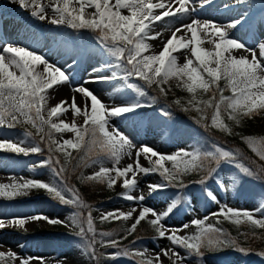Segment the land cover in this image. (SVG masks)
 <instances>
[{
	"label": "rangeland",
	"instance_id": "obj_1",
	"mask_svg": "<svg viewBox=\"0 0 264 264\" xmlns=\"http://www.w3.org/2000/svg\"><path fill=\"white\" fill-rule=\"evenodd\" d=\"M9 1L10 0H0V26L1 23L6 26H12L11 29L9 28V31L17 30L14 31L15 38L17 39L30 37L29 42L31 43L26 41L25 43L31 46L32 50H37L39 54L43 55L50 62L55 59L61 61L63 58L62 60L67 63L65 67L68 72L69 70L73 72L72 70L75 69L74 78L70 80V83H62L48 90V104L43 113L45 119H47V110L56 106L60 101H68L70 105L72 97L78 98L81 96L82 94L80 95V93L74 91V89L79 86L91 90L101 102L109 108L136 102L137 93L128 88L127 83L136 84L137 87L145 91L142 80L136 77L129 78L127 83L122 79L109 82H93L94 78L98 75H111L113 71H118L114 68H105L100 73L92 72L93 67L100 66L106 59H112L107 56V53L101 55L97 39L91 37L90 34H85L84 39L80 34L70 35L68 28H57V26L47 24L46 21H38L31 17L30 10H22L19 8L18 4ZM41 2L47 4L48 0H41ZM249 3L252 5L251 7L247 4L239 3L238 0H214L213 5L207 6L203 10L198 8V10L195 13H191L188 18L181 17L177 20L176 17H171L172 19L166 17L161 21H156L151 25L152 33H161L162 35L158 39L146 41V43L151 46L152 51L145 54L159 53V51L162 50L163 42L170 38L172 33L170 31H174L176 27H179L183 23H190L192 18L209 20L219 24H226L235 19H240L241 24L235 29L229 30L231 33H229V37L239 41L249 49L254 50L257 58L264 60V57L260 56L259 50V44L264 43V24H259V26H257L261 15L264 14V0H249ZM226 5L227 7H225ZM46 11L51 14L50 8L46 9ZM246 11L248 12L247 16L243 15ZM125 14H127L126 10ZM180 34L181 33H178V35ZM36 39L39 43H41V39L44 42L38 44L35 41ZM14 41L16 40L13 39L11 42H8L12 43ZM19 46H24L22 41ZM153 46H155V48H153ZM203 47L210 48L211 45L205 43ZM51 50L57 51L58 56L54 59V55L50 53ZM239 51L240 56H250L251 59L250 52L244 49H240ZM64 52H66V54ZM77 53L83 54L79 66L73 65L72 63ZM175 53H173V55L177 57V63L180 65L185 63L186 55L189 54L188 56H190V52L184 49H180ZM244 53L247 55H243ZM41 68L42 65L37 68V71H41ZM160 87H163L165 92L166 89L177 90L178 94L172 99L176 104L182 107H192L196 110V107L203 108L205 106L203 103L199 105L190 103L192 94H189L183 84L175 78L170 79L167 83L156 86V89L159 91ZM202 92V90H197L196 99L202 101L209 100L202 97ZM151 97L153 96L148 94L146 97H140L139 99L144 103H151ZM89 101L90 100L87 102L90 105ZM177 101H179V103H177ZM81 102L84 101L81 99ZM78 103L76 99L77 106ZM160 105L161 106L143 115L138 114L137 110L133 113H126L123 117H114L110 120V123L119 128L131 141L133 139L132 143L136 146V149H132L131 156L123 155L121 157L117 165L118 167L123 168L128 164H133L135 167L136 151L142 145L150 146L158 153L165 155L174 154L181 149L188 151L199 149L201 152H214V146H218L226 151L233 152L236 156L235 161L229 163L221 160L219 164L212 159L205 161L202 169L188 171L179 175L177 179L172 180L171 182L176 184L175 188L167 186L165 189H157L155 192H152L151 195L149 194V185L167 184L168 181H165L164 178L160 176L159 172L147 174L139 172L136 177L138 181L137 188L131 194L136 197L143 194L145 200L137 202L124 198L125 189L118 195L112 194L115 190V184L110 188L108 187L107 180H105L107 193L105 198L97 196V198L94 197L91 199L92 195H94V188L91 185H89L90 187L88 188H84V186L87 185L85 179L92 176L95 172H98L101 166L112 168L113 161H111V159L98 158L90 164L87 163L80 175L76 176L74 181H71V177L68 174L69 163L73 161V153L80 148L73 149L68 145H64L63 150L56 151L58 145H51L52 151L50 155L53 157L54 161L57 159L60 161V164L55 163L56 166L59 169L63 166L65 169L64 172L61 173V176H56L49 166L41 163L46 160L44 155L39 153L24 155L23 153L0 151V183H12L13 180L22 182L23 180L33 179L55 185L67 201H72L74 198L73 195H77L80 201H82V206L77 203H64L61 202L59 198H53V195L44 189H31L27 196H18L13 200L0 198V219H5L7 221L13 217L43 215L61 221V223L56 224H50L47 220L27 221L23 227L19 225L6 226L0 229V250L4 248L6 252L11 251L19 257L28 259L30 264H41V259L44 264H142L143 260L141 258L134 259L128 255L117 256L116 254L121 251L107 244L108 241L115 240L117 242L116 248L120 247L123 248L122 250H129V253L143 252L148 258L160 254L163 264H167V262L171 261L161 254L162 249L170 247L176 248V251L182 256L186 255L184 249L171 244L166 238L167 235H170L173 230H179L178 235H191L197 231L195 226L191 224V221L200 219L204 220L205 224L213 225L216 228L222 229L224 233L231 235V239L236 242L237 249L244 248L249 250L246 253H257L255 251L253 237L249 235H252V232L259 230V228L250 226L243 217L240 218V223H234V218L226 219L223 215H213V213H219L223 206H227L228 208L237 210L252 211L255 213L254 218L264 219V209H261L259 212L256 211L264 204V183L256 176L257 174L248 176L235 166L238 163L251 169L250 164L241 158L237 150L216 143L208 144L199 141L198 134L194 128L182 124V121L179 119L171 122L169 119L163 118L162 112H168V109L165 105ZM221 107L222 118L225 124L230 128L232 120L227 118L228 110L224 109L223 105ZM82 108H84V106ZM74 120L78 125L83 124V117L74 115V110L70 107L63 115H60L58 118H52V122L60 123V121H64L70 125ZM14 123L15 126L18 127L0 128V141L11 140L16 143L23 142L24 146H33L38 144L40 140L42 143H47V149L49 150V144L52 140L59 142L61 145L64 140H73L74 142L77 140L74 132H57L55 129H53L55 132L54 135L49 137L45 136L44 139H42V135L46 132L43 127L44 124H41L39 120L36 121L35 126L26 122L24 117H19L18 121ZM210 124L214 129L222 131L220 127L213 126L211 120ZM45 127L50 129L49 125H45ZM222 132L229 134L227 131ZM244 141L249 151H251L257 159L264 162V159H261L260 156L253 151L249 143L246 140ZM81 147H83V145ZM152 159H155V157ZM140 163L144 167L150 166L149 161L145 159L143 155L140 157ZM165 166L171 168V162H165ZM209 169H215L211 176L208 175ZM112 175H114V173H112ZM130 177L131 173L129 174V178ZM185 178H188L189 182H185ZM202 178L204 179V183H200ZM66 179L70 183V187L74 193L64 185L63 180ZM100 192H102V190H100L99 193ZM98 202L100 203L98 204ZM171 206H173L172 212L161 221L166 230V236L164 238L135 240L131 233L129 234L128 230H126L127 226L135 223L139 211L142 210L143 207H148L153 209L157 214H162ZM134 208L136 211L133 212L131 218L127 220L123 217L119 218L124 219V222L121 224H111L113 220H117L116 218L110 217L108 220L101 219L102 213H115L117 211L127 213ZM89 215L92 218L93 229L96 234V243L94 247L98 259H94L91 252L86 251V242L91 239L93 235L92 232L88 231ZM154 218L155 217L149 213L145 222L149 223L148 221ZM186 224L189 225V227L185 229L183 226ZM242 225H244V227H242ZM150 226L155 231L154 233L158 234L157 229L152 225ZM81 228L84 229L83 236L78 235ZM100 233H109L110 235L101 236ZM101 240L106 242L103 246L100 243ZM209 251L210 252H207L208 254L202 258L190 257L188 259V264H264V256H260V258L255 261H250L248 258L241 257L237 254H225L228 251V247ZM219 253L224 255H217ZM4 259L6 264H19L18 260L13 261L7 256H5Z\"/></svg>",
	"mask_w": 264,
	"mask_h": 264
},
{
	"label": "snow or ice",
	"instance_id": "obj_2",
	"mask_svg": "<svg viewBox=\"0 0 264 264\" xmlns=\"http://www.w3.org/2000/svg\"><path fill=\"white\" fill-rule=\"evenodd\" d=\"M12 3L19 5L22 10H30L31 17L41 22H47L52 26L66 27L74 31L91 30L98 33L96 39L100 46L101 55L107 53L108 57L99 67H93L92 72L100 73L105 68H114L111 75H98L93 82H109L122 79L127 83L131 77L143 80L150 87L152 84L157 86L167 83L175 78L189 94H192L190 103L199 105L203 103L207 108H213L211 117L213 126H218L222 131L231 132V128L225 124L222 118V105L228 110L227 118L241 123L244 117L252 118L255 115L264 113V60L258 59L256 52L249 49L239 41L229 37V30L235 29L241 24L240 19H235L226 24H219L209 20L192 18L190 23H183L172 31L170 38L163 42L162 50L159 53H150L151 46L147 40L158 39L161 33H152L151 25L153 22L161 21L166 17H188L195 13L198 8L203 10L205 7L213 5L214 0H48L47 4L41 0H11ZM241 4L252 5L249 0H238ZM227 7V5L225 6ZM51 9V14L46 9ZM125 10L127 14H125ZM157 10H160L159 12ZM243 15L247 16L246 11ZM264 24V14L261 15L257 23ZM178 33H181L178 35ZM207 43L210 48L203 45ZM184 49L190 52V56H185V63H177V57L173 55L176 51ZM234 49H244L251 52V59L247 56H235L232 54ZM260 56L264 57V43L259 44ZM83 54L77 53L73 59V65L79 66ZM43 65L42 71L37 68ZM74 78V71L66 73L65 70L51 63L43 55L26 46L14 45L3 40L0 42V128H13L19 117H24L28 123L36 125L39 120L41 124L49 125L57 132H74L77 140H64L63 144L52 140L49 144V151H52V144H57L56 151L63 150L64 145L73 149L80 148L84 143L85 135L92 137V143L99 144L101 152L113 160L112 168L101 166L98 172L87 177L88 180L104 182L107 180L108 187H112L117 180L123 178L122 187L126 190L124 198L127 200L142 202L145 200L143 194L138 197L131 193L137 188V173L159 172L165 181L171 183L188 171L202 169L205 161L215 160L217 164L221 160L233 163L236 156L233 152L226 151L221 147L214 146L215 151L201 152L199 149L188 151L181 149L174 154L165 155L158 153L150 146L142 145L136 151L135 167L128 164L126 167H118L123 155L131 156L132 149L136 146L132 141L121 132L110 120L114 117H123L126 113L136 112L138 109L150 107L151 103H144L140 97H146L147 93L137 87L136 84L127 83V87L137 93L136 102H131L124 106L107 107L89 89L83 86L76 87L75 92L80 93L85 98L83 110L77 106L76 98L73 97L71 104L68 101H60L56 106L47 110V119L43 113L48 104V90L62 83H68ZM158 78V79H157ZM224 87H221V81ZM179 86V85H178ZM226 89L231 91V96H225ZM197 90L205 93H212L211 99L207 101L197 100ZM160 94L166 95L165 89L160 87ZM217 93L219 99L217 100ZM151 97V101H155ZM90 100V107L87 101ZM215 101V103H214ZM179 103V101H177ZM69 107L74 110V115L83 117V124L78 125L75 120L70 125L64 121L60 123L52 122L53 117H59L68 111ZM187 110V109H185ZM196 110L205 117V110L196 107ZM162 115L170 116L167 111ZM42 130V129H40ZM253 151L261 159H264V137H245L244 138ZM0 151L23 153H42L43 149L39 144L24 146L23 142L16 143L11 140L0 141ZM144 156L149 161L151 167H144L140 163V157ZM155 157V159H152ZM165 162H171V168L165 166ZM43 165L52 167L56 176H61L64 167L59 170L52 166V157L41 162ZM56 164H60L57 159ZM244 174L253 176L255 173L250 168L242 164H236ZM215 169H209L208 175L211 176ZM259 172L264 173V168ZM114 173V175H112ZM131 177L129 178V174ZM200 183H204L202 178ZM167 184L149 185L151 195L157 189H165ZM31 189H44L59 198L64 203H77L82 206L77 195L72 201L65 200L61 191L53 184H48L33 179L12 183H0V198L13 200L18 196H27ZM214 199V197H213ZM264 209L261 205L259 212ZM172 207L162 214H157L153 209L143 207L139 215L128 229L129 234L134 231L141 221L145 220L149 213L154 219L148 222L157 229L161 238L166 236V230L161 223L162 219L172 212ZM132 209L127 213L109 212L102 213L101 219L111 218L125 220L132 217ZM213 215H223L226 219H233L234 223H240L241 217L253 228L264 229V219L254 218L255 213L248 210H237L223 206L219 213ZM207 219V218H205ZM47 220L50 224L61 223L58 219H51L43 215H32L27 217H13L10 220L0 219V229L9 225H19L23 227L27 221ZM191 224L197 229L191 235H178L179 230H173L167 239L172 245L184 249L186 255L182 256L176 248L162 249L161 254L167 257L171 264H188V259L192 256L202 258L205 250H217L224 247H236V242L224 233L222 229L213 225L205 224L204 220L195 219ZM184 225L183 228H188ZM88 231L92 232L91 239L87 240L86 251H90L94 259H98L95 252V232L93 229L92 218H88ZM78 235H84V229H80ZM101 236H109V233H100ZM103 246L106 242L101 240ZM112 247L117 246L115 240L108 241ZM241 252H248V249L239 248ZM129 250H121L116 255H128ZM134 255L144 257L142 264H163L161 255L157 254L148 258L145 253L137 252ZM264 256V252L259 253ZM5 256L19 264H30L28 259L17 256L15 253L0 252V264H3ZM41 264H44L41 259Z\"/></svg>",
	"mask_w": 264,
	"mask_h": 264
},
{
	"label": "trees",
	"instance_id": "obj_3",
	"mask_svg": "<svg viewBox=\"0 0 264 264\" xmlns=\"http://www.w3.org/2000/svg\"><path fill=\"white\" fill-rule=\"evenodd\" d=\"M94 34L97 35V33ZM168 93L170 96H175L177 94L176 90L170 91ZM204 96L211 97L212 93H205ZM164 99L167 100V103L169 102L168 105L173 114L177 115L178 118H181L186 122H191V124L195 125L198 129H201L203 123L207 124V120L210 119L211 110H209L210 108H207L206 106L203 107L205 110V117H202V114L200 112L198 113V111L192 107H182L181 105L176 104L172 100V98L169 99L167 97H164ZM230 128L231 132L229 134H225L224 132L217 131L207 125V127L202 130L205 135H201V138L205 141L209 138H212L217 140V142H219L223 146L238 150L240 154H242L243 158H245L250 164L252 171L257 174L256 176L260 178L261 182L264 183V173L259 172L260 168H264V163L261 160L257 159L249 151V148L244 141L245 137H264V113L255 115L252 118L244 117L241 119L240 124H230ZM98 154L99 151L94 146H92L90 149H80L73 157V161L69 164L70 166L68 174L71 177V181L75 180L76 175L79 173V171L82 170L85 163L90 159L92 160ZM53 160L54 159L52 157V165L58 170V168L54 165ZM65 182L68 186H70V183L67 181V179L65 180ZM186 182H189V180L187 179ZM94 188L97 189V187ZM93 197L94 195L91 199H93ZM134 231L143 238H148L153 234L152 230L146 224H144V222H142V224L138 226ZM229 236L231 237V235ZM249 236L253 237L255 251L257 253L252 254L241 252L236 247H228V251L236 252L241 256L250 257L252 259L259 258L261 256L259 255V253L264 251V229L255 230L252 232V235Z\"/></svg>",
	"mask_w": 264,
	"mask_h": 264
},
{
	"label": "bare ground",
	"instance_id": "obj_4",
	"mask_svg": "<svg viewBox=\"0 0 264 264\" xmlns=\"http://www.w3.org/2000/svg\"><path fill=\"white\" fill-rule=\"evenodd\" d=\"M11 1V0H10ZM9 1V2H10ZM157 11H160V10H157ZM216 15V14H215ZM204 16V15H203ZM207 16H208V14H207ZM218 16V15H217ZM210 17V16H209ZM218 17H220V16H218ZM168 18V17H167ZM171 18V17H170ZM188 18V17H187ZM172 19V18H171ZM183 19V18H182ZM219 19V18H218ZM178 20V19H177ZM223 21V20H222ZM154 23V22H153ZM179 23V22H178ZM6 26V25H5ZM9 28L11 29L12 28V26H6V31H5V34H7V36H11V34H10V32H13L14 30H10L9 31ZM177 28V27H176ZM19 30V29H18ZM38 30V29H37ZM168 30H170V29H168ZM233 30V29H232ZM1 31H3V30H1ZM20 31V30H19ZM160 31V30H159ZM231 31V30H230ZM39 32V31H38ZM162 32V31H161ZM170 32H172V31H170ZM230 33V32H229ZM231 34V33H230ZM233 34V33H232ZM17 36H18V33H17ZM48 36V35H47ZM46 37V36H45ZM12 39H14V38H12ZM18 39H20V38H18ZM23 39H25V37H23ZM51 39V38H50ZM160 40V39H159ZM243 40H245V39H243ZM60 41V40H59ZM247 41V40H246ZM54 42V41H53ZM153 42V41H152ZM160 42V41H159ZM29 43V42H28ZM38 44H41V43H39V42H37ZM63 44V43H62ZM19 45V44H18ZM44 45H46V44H44ZM57 45V44H56ZM55 45V46H56ZM39 46V45H38ZM68 46V45H67ZM54 48V47H53ZM153 48H155V46H153ZM60 49V48H59ZM240 50V49H239ZM238 49H234V50H232V54L233 55H235V56H237V57H239L240 56V51H239ZM260 50V49H259ZM37 51V50H36ZM152 51V50H151ZM38 52V51H37ZM62 53V52H61ZM65 54H66V52H64ZM251 53V52H250ZM176 54V53H175ZM45 55V54H44ZM91 55V54H90ZM97 55V54H96ZM189 55V54H188ZM243 55H247L246 53H244ZM67 56V55H66ZM70 56V55H69ZM50 58V57H49ZM48 58V59H49ZM66 58V57H65ZM69 58V57H68ZM248 58L250 59V56H248ZM54 59V58H53ZM63 59V58H62ZM94 62V61H93ZM92 62V63H93ZM59 63V61H55L53 64H55V65H57ZM70 63V62H69ZM91 63V64H92ZM67 64V63H66ZM71 64V63H70ZM90 65V64H89ZM60 67H62L64 70H65V66H64V64H61L60 65ZM69 67V66H68ZM99 67V66H98ZM70 68V67H69ZM67 69V68H66ZM43 70V65H42V68H41V71ZM69 72H70V70H69ZM72 80H73V78H72ZM70 83V82H69ZM73 83V82H72ZM94 84V83H93ZM65 85H67V84H65ZM71 86V85H70ZM96 88V87H95ZM71 89V88H70ZM64 90V89H63ZM62 90V91H63ZM103 90V89H102ZM73 91V90H72ZM104 91H105V89H104ZM103 92V91H102ZM101 92V93H102ZM120 92V91H119ZM71 93V92H70ZM76 95H77V93H76ZM81 95V94H80ZM83 95H81V96H79L78 98H76L77 99V102H79L78 103V107H80L81 109H83L82 107L85 105V98L84 97H82ZM73 98V97H72ZM66 99V98H65ZM81 99L84 101V102H81ZM123 101V100H122ZM51 102H53V101H51ZM90 102V101H89ZM88 103V102H87ZM89 105V104H88ZM89 107H90V105H89ZM184 138V137H183ZM183 138H182V140H183ZM132 141H133V139H132ZM161 141V140H160ZM150 142V141H149ZM162 142V141H161ZM135 145V144H134ZM135 149H136V147H135ZM134 152V151H133ZM46 221V220H45ZM29 223V222H28ZM1 252H6V250L4 249V248H2L1 250H0Z\"/></svg>",
	"mask_w": 264,
	"mask_h": 264
}]
</instances>
